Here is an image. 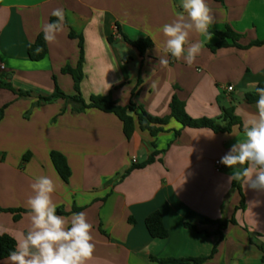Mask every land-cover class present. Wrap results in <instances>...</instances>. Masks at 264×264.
<instances>
[{
	"label": "crops",
	"instance_id": "obj_1",
	"mask_svg": "<svg viewBox=\"0 0 264 264\" xmlns=\"http://www.w3.org/2000/svg\"><path fill=\"white\" fill-rule=\"evenodd\" d=\"M181 2L0 0V65L5 67L0 71V210L29 212L31 183L49 176L61 216L84 212L93 225L96 247L88 264H163L204 257L210 259L203 264H264V192L243 182L228 183L237 169L221 163L218 172L215 166L244 138L245 113L256 112V103L245 101L255 92L250 84L264 86V46L245 48L264 41V0H207L215 21L210 36L190 37L202 44L191 67L163 52L160 29L175 19ZM56 8L64 11V29L54 43H46L47 56L32 61L29 47L44 35L42 27ZM228 29L241 36L245 49L213 52L211 46L221 42L215 33ZM79 37L84 45L80 89L86 103L93 96H111L122 107L132 104L163 119L177 98L193 120L224 128L225 112L231 111L239 124L216 133L171 120L155 137L137 125L128 140L113 114L74 112L61 99L39 103L56 86L67 96L75 94L73 78L62 71L77 67ZM124 37L132 42L149 38L153 46L141 55ZM162 56L169 60L167 67L159 63ZM155 151L154 163L137 168ZM53 152L69 166L67 182L53 165ZM155 212L163 217L166 239L152 238L146 228V219ZM230 220L235 224L221 238L218 224ZM29 227L28 213L15 221L13 214L0 211V235L17 241Z\"/></svg>",
	"mask_w": 264,
	"mask_h": 264
},
{
	"label": "clouds",
	"instance_id": "obj_2",
	"mask_svg": "<svg viewBox=\"0 0 264 264\" xmlns=\"http://www.w3.org/2000/svg\"><path fill=\"white\" fill-rule=\"evenodd\" d=\"M55 21L43 25L44 40L54 43L64 29V11L51 12ZM215 21L207 0H182L175 19L162 25L163 52L191 67L201 54L202 44L192 42L193 33L211 35L209 27ZM41 49H37L40 51ZM159 63L167 67L164 56ZM110 87V86H109ZM258 100L256 112L245 113L243 139L237 140L221 157L220 163L237 169L227 182H243L256 192H264V87L252 82ZM34 193L27 200L30 227L17 240L16 248L9 254L10 264H88L95 252L93 225L86 213H73L70 218L57 214L53 202L55 182L47 175L37 176L30 185Z\"/></svg>",
	"mask_w": 264,
	"mask_h": 264
},
{
	"label": "trees",
	"instance_id": "obj_3",
	"mask_svg": "<svg viewBox=\"0 0 264 264\" xmlns=\"http://www.w3.org/2000/svg\"><path fill=\"white\" fill-rule=\"evenodd\" d=\"M55 20H56L55 17L51 18V22ZM215 34L221 39V42L219 44L211 46V50L213 52L227 47H237L242 49L244 48L239 43L241 36L235 34L230 29H228L225 33L216 32ZM70 37L75 38L76 36L73 33H70ZM79 39H80V43H79L80 59L77 67L75 69L67 67L62 71L64 74H69L73 78L75 94L73 96H67L56 86L54 94L49 98H41L39 100V103H48L57 99H61L70 102L73 105L74 112L80 113L85 111L86 109H98L102 112L113 114L123 124V131L128 140L131 139L132 136L134 135L137 125L142 132H148L152 137H155L158 134L165 132L164 128L170 123L171 120L177 121L179 124L182 125L183 128L210 129L216 133L230 132L233 126L239 124L238 119L232 115L231 111L225 112L223 119L227 123V125L224 128L217 126L212 121L193 120L187 115L184 104L180 102L177 98H173L170 104V110H171L170 116L163 119L154 118L149 114H147L146 112H144L143 110H135L132 104L129 107H122L116 101H114L111 98V96H93L90 98L89 103H86L85 100L82 98L81 89H80V85L83 80L84 45H83V39L81 37H79ZM124 40L126 43L137 49L141 53V55H144V53L153 46L152 41L149 38L141 39L137 42H132L126 37H124ZM109 41L112 40L110 39ZM259 46H264V41L253 42L252 44H250L245 48L259 47ZM38 48L41 50L37 51ZM47 54H48L47 44L44 40V35L41 34L37 38L35 44L29 47V56L32 61L38 62L43 60L47 56ZM7 87L9 88V86ZM259 87H264V86L261 85ZM20 95H26V94L21 93ZM257 100H258V95L256 91L254 93L247 94L245 97V101L248 104H254L257 102ZM3 113L4 110H0V120L3 117ZM130 113H133L134 116L131 115ZM176 134L179 135V132H176ZM153 147H155L154 144ZM156 156H157V152L155 151L149 156L148 160L145 163H143L141 166L137 168H144L148 165H151L152 163H154ZM51 159L59 176L63 179V181L67 182L71 176V171L69 169V166L65 158L61 154L53 152L51 154ZM130 172L131 171H128L127 174H129ZM243 206H244V201L242 196L241 207L239 209H243ZM0 211L4 213L13 214L15 221H18L23 213H28V211L25 210H0ZM57 214L62 215L63 212L57 210ZM229 224H235V221L230 220L218 224L220 231L219 234L221 238L223 237V231L227 228ZM145 225L152 238L166 239L169 235L167 229L164 226L163 217L159 212H155L151 214L146 219ZM186 227L195 229V227L190 225H186ZM16 244L17 241L10 235L7 234L0 235V261L8 259L9 254L15 250ZM209 259L210 257H204L199 259H184V260L170 259L167 261H161V263L203 264Z\"/></svg>",
	"mask_w": 264,
	"mask_h": 264
},
{
	"label": "built area",
	"instance_id": "obj_4",
	"mask_svg": "<svg viewBox=\"0 0 264 264\" xmlns=\"http://www.w3.org/2000/svg\"><path fill=\"white\" fill-rule=\"evenodd\" d=\"M5 70V67L3 65H0V71H4ZM233 88H229V91H232ZM215 166H216V171H221L222 169V164L220 163V161H216L215 162Z\"/></svg>",
	"mask_w": 264,
	"mask_h": 264
}]
</instances>
